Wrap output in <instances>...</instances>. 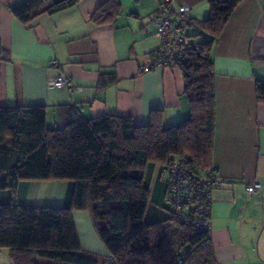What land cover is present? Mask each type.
<instances>
[{
	"label": "crops",
	"instance_id": "0c3cea01",
	"mask_svg": "<svg viewBox=\"0 0 264 264\" xmlns=\"http://www.w3.org/2000/svg\"><path fill=\"white\" fill-rule=\"evenodd\" d=\"M25 1L0 0V44L11 59L0 63V107H44L50 129L63 121L58 108L63 105L76 107L86 120L114 115L145 125L152 112H159L162 127L169 128L188 118L179 68L145 71L160 45L155 23L165 0H119L121 16L103 25L91 18L106 0H81L24 26L11 10ZM169 4V15L186 6L187 20L209 17L206 0H170ZM58 75L70 78L74 89L49 87V80ZM101 75L115 76V82L100 89ZM213 75L212 166L222 181L209 221L215 261L264 264L253 249L264 223V107L255 95L256 80L264 81V0H243L234 10L213 47ZM144 182L151 197L146 222L165 219L168 175L160 166L149 165ZM56 183L60 194L37 202V191ZM255 184L260 186L258 192L247 198L246 187ZM66 190L65 182L20 183L15 201L61 207ZM73 219L82 251L105 258L89 215L74 213ZM86 237L90 243L83 242Z\"/></svg>",
	"mask_w": 264,
	"mask_h": 264
},
{
	"label": "trees",
	"instance_id": "16d2710c",
	"mask_svg": "<svg viewBox=\"0 0 264 264\" xmlns=\"http://www.w3.org/2000/svg\"><path fill=\"white\" fill-rule=\"evenodd\" d=\"M80 1L26 0L11 13L27 26ZM242 1L206 0L207 19L184 16L189 48L170 67L182 73L189 115L169 128L162 127L159 112H152L147 124L136 125L131 118L114 115L86 120L76 107L63 105L58 107L63 121L50 129L44 107H0V250L8 251L12 264H216L210 230L186 226L169 206V182L166 218L146 222L151 197L144 176L149 165L164 171L175 159L186 160L196 178L209 170L218 176L212 166L213 47ZM122 12L119 0H106L91 21L114 23ZM177 12L170 17L175 19ZM10 61L0 44V63ZM114 82L115 76L101 75L98 88ZM255 95L264 107V81L256 80ZM27 182L67 183L63 205L18 204V185ZM74 213L89 215L105 258L82 251Z\"/></svg>",
	"mask_w": 264,
	"mask_h": 264
},
{
	"label": "built area",
	"instance_id": "2783aa9c",
	"mask_svg": "<svg viewBox=\"0 0 264 264\" xmlns=\"http://www.w3.org/2000/svg\"><path fill=\"white\" fill-rule=\"evenodd\" d=\"M170 0L160 5L155 23V37L159 40V48L153 64L145 71L154 68H166L176 65L183 58L185 50L189 48L190 41L185 35L182 25L184 16L189 8L182 6L178 9L175 19L169 15ZM52 66H56L52 62ZM51 88L74 89L72 80L58 75L49 80ZM169 176V195L167 202L176 214L178 220L194 229L209 230L210 210L216 191L221 187L220 179L213 170H209L202 178H196L188 169L187 161L175 159L164 167ZM260 186L255 184L245 189L246 197L256 194Z\"/></svg>",
	"mask_w": 264,
	"mask_h": 264
},
{
	"label": "rangeland",
	"instance_id": "374dc122",
	"mask_svg": "<svg viewBox=\"0 0 264 264\" xmlns=\"http://www.w3.org/2000/svg\"><path fill=\"white\" fill-rule=\"evenodd\" d=\"M201 40H203L201 38ZM200 40V41H201ZM59 184H52L50 186H46V188H41L37 191V195H38V199L37 202H44V201H48L47 199H53L57 194L59 195L60 194V190H59ZM62 188V187H61ZM46 199V200H45ZM264 223H263V226L260 228L259 232H258V235H257V246H255L253 249H254V252L256 253V249H257V253L256 255L260 254V256L262 258H264ZM88 242L90 243V240L88 237H86V240L83 239V242ZM0 264H12L11 260H10V257H9V253L8 251H5V250H2L0 252Z\"/></svg>",
	"mask_w": 264,
	"mask_h": 264
}]
</instances>
